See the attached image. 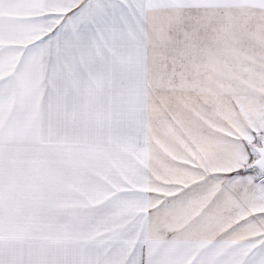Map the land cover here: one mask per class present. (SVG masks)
<instances>
[{
    "label": "snow or ice",
    "instance_id": "snow-or-ice-1",
    "mask_svg": "<svg viewBox=\"0 0 264 264\" xmlns=\"http://www.w3.org/2000/svg\"><path fill=\"white\" fill-rule=\"evenodd\" d=\"M0 264H264V0H0Z\"/></svg>",
    "mask_w": 264,
    "mask_h": 264
}]
</instances>
